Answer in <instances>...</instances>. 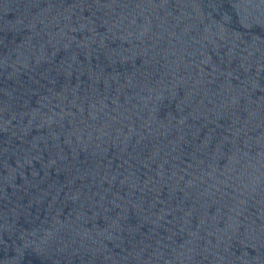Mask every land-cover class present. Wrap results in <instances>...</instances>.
Returning <instances> with one entry per match:
<instances>
[{
    "label": "water",
    "instance_id": "water-1",
    "mask_svg": "<svg viewBox=\"0 0 264 264\" xmlns=\"http://www.w3.org/2000/svg\"><path fill=\"white\" fill-rule=\"evenodd\" d=\"M0 264H264V0H0Z\"/></svg>",
    "mask_w": 264,
    "mask_h": 264
}]
</instances>
